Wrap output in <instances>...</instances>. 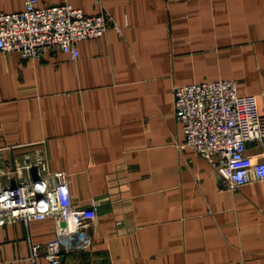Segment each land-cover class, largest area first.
<instances>
[{
    "label": "crops",
    "instance_id": "obj_1",
    "mask_svg": "<svg viewBox=\"0 0 264 264\" xmlns=\"http://www.w3.org/2000/svg\"><path fill=\"white\" fill-rule=\"evenodd\" d=\"M60 3L120 28L81 41L77 58L0 49V148L11 163L44 153L74 206L100 202L91 246L61 264H264V180L222 189L178 146L174 103L176 85L231 78L264 115V0H39ZM248 153L264 160V144ZM56 237L51 216L0 225V264H53L32 247Z\"/></svg>",
    "mask_w": 264,
    "mask_h": 264
},
{
    "label": "built area",
    "instance_id": "obj_2",
    "mask_svg": "<svg viewBox=\"0 0 264 264\" xmlns=\"http://www.w3.org/2000/svg\"><path fill=\"white\" fill-rule=\"evenodd\" d=\"M112 27L120 28L106 10L90 14L70 3L25 0L22 11L0 12V49L33 58L46 50L63 51L77 58L81 41L98 38ZM174 103L185 135L178 146L205 157L216 169L222 189L264 180V160L248 153L250 143L264 144V115L257 95L240 94L237 80L224 78L176 85ZM30 158L26 154L11 163L0 148V225L53 217L57 237L44 246L33 245L32 258L43 253L53 264H61L64 253L91 246L89 227L99 215L100 202L74 206L67 173L50 169L44 153Z\"/></svg>",
    "mask_w": 264,
    "mask_h": 264
},
{
    "label": "water",
    "instance_id": "obj_3",
    "mask_svg": "<svg viewBox=\"0 0 264 264\" xmlns=\"http://www.w3.org/2000/svg\"><path fill=\"white\" fill-rule=\"evenodd\" d=\"M65 224H66V222L63 221V222H62V225H65Z\"/></svg>",
    "mask_w": 264,
    "mask_h": 264
}]
</instances>
